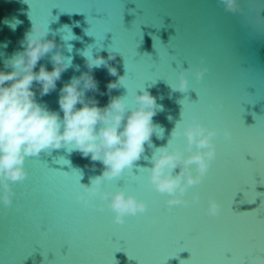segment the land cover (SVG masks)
<instances>
[{"label": "water", "instance_id": "obj_1", "mask_svg": "<svg viewBox=\"0 0 264 264\" xmlns=\"http://www.w3.org/2000/svg\"><path fill=\"white\" fill-rule=\"evenodd\" d=\"M239 2L242 12L232 13L218 0H0V69L23 50L34 23L49 29L47 39L58 46L53 52L71 62L50 94L41 97L35 87L38 102L62 117L60 89L91 71L99 91L86 95L100 107L123 96L132 109L135 93L148 91L159 106L153 122L161 129L133 166L139 176L125 170L101 185L148 204L123 225L99 196L97 207L77 199L81 184L102 175L101 162L71 146L26 158L28 178L14 186L13 205L0 201V264H264V0ZM109 52L118 53L111 66L126 75L110 93L107 85L118 76L86 64ZM50 56L35 71L40 65L51 71ZM181 67L192 69L186 93L173 91ZM202 67L208 71L198 82L194 72ZM193 118L217 130V157L203 183L184 197L191 201L199 193V202L169 210V197L153 188L147 168L158 148L190 154L183 131ZM174 128L180 135H172ZM210 197L222 205L217 217L207 214Z\"/></svg>", "mask_w": 264, "mask_h": 264}, {"label": "clouds", "instance_id": "obj_2", "mask_svg": "<svg viewBox=\"0 0 264 264\" xmlns=\"http://www.w3.org/2000/svg\"><path fill=\"white\" fill-rule=\"evenodd\" d=\"M218 2L226 11L242 12L239 0ZM5 23L15 28V24ZM48 35V28L34 23L21 42L23 50L6 57L4 68L0 69V201L5 207L13 205L16 195L14 186L28 178L24 167L26 158L40 157L71 146V151H79L83 157H90L92 161L104 165L102 175L91 179L90 184H81L83 191L77 199L87 207H95L93 200L99 196L115 213V222L123 225L127 216L147 212L148 204L124 190L104 192L101 185L105 178L112 179L121 176L125 170L130 171L141 159L145 144L150 143L158 129L161 130L153 122L159 110L156 98L148 91L140 95L136 92V107L132 109L128 108L123 96H112L106 106L100 107L94 97L86 95L90 91H99L98 81L89 71L73 77L60 89L59 105L63 116L60 112L50 111L45 103L38 102L34 89L39 87L41 97L50 94L71 62L59 51L53 52L58 46L54 38L47 39ZM50 53L53 69L49 71L45 65H40L39 71H35L38 62L49 57ZM116 54L109 52L107 59L98 56L95 59L88 57L86 61L89 69L105 66L110 75L118 76L117 80L107 85L109 93L119 88L126 78V75L119 76L117 69L109 63L116 58ZM204 61L202 57L201 63ZM190 71L191 68L181 67L179 84L173 91H189L186 73ZM207 71V67L198 68L194 72L196 80L202 81ZM78 104L82 107H77ZM172 135L180 133L174 128ZM183 135L187 138L186 151L189 155L185 156V150L180 148L171 152L168 147L158 148L159 155L151 159L152 166L147 168L153 188L169 197L166 200L169 210L173 206L199 202V193L194 194L191 201L184 197L190 187L203 183L217 157L216 129H209L193 118L184 128ZM231 136L232 132L225 129V139ZM192 165L196 166L195 175ZM100 209L103 211V205ZM221 210V203L210 197L207 214L217 217ZM157 219L153 217V223Z\"/></svg>", "mask_w": 264, "mask_h": 264}, {"label": "snow or ice", "instance_id": "obj_3", "mask_svg": "<svg viewBox=\"0 0 264 264\" xmlns=\"http://www.w3.org/2000/svg\"><path fill=\"white\" fill-rule=\"evenodd\" d=\"M154 67H155V66H154ZM155 68H156V67H155ZM156 70H157V69H156ZM132 169H133V168H132ZM132 169L129 171V175H130V176H139V175H140L139 169H137L136 171H133ZM64 172H65V171H64ZM124 182H126V180H125ZM95 207H97V206H95ZM98 210L101 211L100 206H98Z\"/></svg>", "mask_w": 264, "mask_h": 264}]
</instances>
